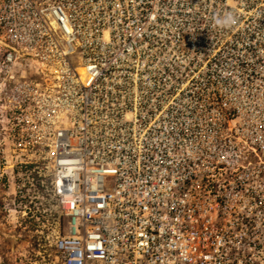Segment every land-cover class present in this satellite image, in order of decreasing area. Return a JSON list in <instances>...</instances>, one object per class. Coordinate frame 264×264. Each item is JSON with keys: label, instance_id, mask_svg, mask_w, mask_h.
<instances>
[{"label": "built area", "instance_id": "obj_1", "mask_svg": "<svg viewBox=\"0 0 264 264\" xmlns=\"http://www.w3.org/2000/svg\"><path fill=\"white\" fill-rule=\"evenodd\" d=\"M1 119L54 264H264V0H0Z\"/></svg>", "mask_w": 264, "mask_h": 264}, {"label": "rangeland", "instance_id": "obj_2", "mask_svg": "<svg viewBox=\"0 0 264 264\" xmlns=\"http://www.w3.org/2000/svg\"><path fill=\"white\" fill-rule=\"evenodd\" d=\"M2 124L1 119L0 264H54L53 245L62 225L49 191L41 183L46 181L47 171L43 162L29 156L22 158L28 166L19 168V151L4 141Z\"/></svg>", "mask_w": 264, "mask_h": 264}, {"label": "clouds", "instance_id": "obj_3", "mask_svg": "<svg viewBox=\"0 0 264 264\" xmlns=\"http://www.w3.org/2000/svg\"><path fill=\"white\" fill-rule=\"evenodd\" d=\"M234 22H235L234 20L227 18L226 20H223L222 22H218V23H220L221 25H226V24L234 23Z\"/></svg>", "mask_w": 264, "mask_h": 264}, {"label": "trees", "instance_id": "obj_4", "mask_svg": "<svg viewBox=\"0 0 264 264\" xmlns=\"http://www.w3.org/2000/svg\"><path fill=\"white\" fill-rule=\"evenodd\" d=\"M29 168H32L31 166H29ZM39 184V183H38Z\"/></svg>", "mask_w": 264, "mask_h": 264}]
</instances>
